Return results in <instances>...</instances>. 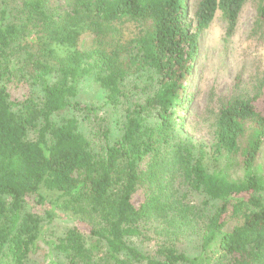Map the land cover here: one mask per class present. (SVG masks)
<instances>
[{
	"label": "trees",
	"instance_id": "1",
	"mask_svg": "<svg viewBox=\"0 0 264 264\" xmlns=\"http://www.w3.org/2000/svg\"><path fill=\"white\" fill-rule=\"evenodd\" d=\"M18 1L24 22L0 17V264H264V116L251 100L232 98L204 145L182 132L178 114L190 101L182 92L200 33L220 11L231 34L244 0H199L192 20L188 0H68L63 14H49V0ZM257 16L264 27V0ZM127 22L141 28L132 49L120 42ZM34 28L35 41L24 42ZM92 71L115 109L130 77L147 74L153 86L125 110L103 152L76 118L53 120L70 107L94 110L71 103ZM13 83L38 87L36 99L12 101ZM177 180L216 205L186 204ZM139 188L146 198L136 207ZM41 191L57 194L87 234L73 226L42 241L26 205L30 196L42 205ZM141 225L160 236L154 256L127 243Z\"/></svg>",
	"mask_w": 264,
	"mask_h": 264
},
{
	"label": "rangeland",
	"instance_id": "2",
	"mask_svg": "<svg viewBox=\"0 0 264 264\" xmlns=\"http://www.w3.org/2000/svg\"><path fill=\"white\" fill-rule=\"evenodd\" d=\"M199 0H188L189 18L192 20L195 7ZM259 0H244L237 23L231 34L227 33L228 25L220 11H217L208 28L200 33L197 51L191 74L184 82L182 92L189 98H183L180 102L178 114H181L185 129L184 134L192 138L198 144L209 145L212 143V128L216 115L221 108L232 98H245L253 102L254 108L264 116V27L256 25L258 20L257 8ZM68 0H49V14H63L69 11ZM22 4L18 0H0V17L4 24H20L24 22ZM24 42L35 41V30ZM139 26L127 22L120 28L123 31V45L132 49V42L139 35ZM87 42L91 41L89 35H84ZM144 74L139 79H128L124 85V99L118 109L106 104V92L99 86L95 71L81 78L77 95L71 103L79 106L91 107L92 112L73 111L67 109L53 116V120L60 124L64 119L74 117L77 119L79 129L91 142L96 152H103L109 141H113L119 134L118 120L125 115V110L134 105H142L153 86L149 77ZM136 80V81H133ZM155 82V81H154ZM154 84V83H153ZM11 100L21 102L26 98H34L39 92L36 86L29 84H10L7 87ZM109 132V133H108ZM106 134V136H105ZM34 132L30 134L34 138ZM257 164L264 169V146L262 147ZM229 172V173H228ZM233 173L227 168L229 176ZM239 174L234 172V176ZM233 175V174H232ZM174 190L188 205L197 207H213L214 202L200 192L194 191L182 181L177 180ZM43 204L38 205L36 198H26L27 210L37 216L42 226L41 240L45 238L54 240L65 230L75 226L84 234H87L85 223L63 212L59 205L62 201L57 194L41 191ZM146 198L143 188H139L132 197L134 206ZM206 203V204H205ZM230 225H234L232 222ZM139 235L128 238L127 243L139 249L143 254L154 256L158 248L160 237L150 226L141 225ZM3 264V263H2Z\"/></svg>",
	"mask_w": 264,
	"mask_h": 264
}]
</instances>
